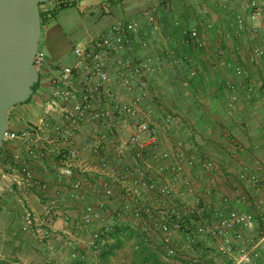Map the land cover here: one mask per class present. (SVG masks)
<instances>
[{
    "label": "built area",
    "instance_id": "built-area-1",
    "mask_svg": "<svg viewBox=\"0 0 264 264\" xmlns=\"http://www.w3.org/2000/svg\"><path fill=\"white\" fill-rule=\"evenodd\" d=\"M213 1L225 10L230 0ZM51 3L60 9L72 0ZM246 8L250 22L264 31V0H246ZM43 12L49 16V9ZM159 18L155 6L142 12L149 26L158 25ZM234 24L237 34L246 28L242 18H235ZM137 29L138 23L118 19L73 47L72 66L54 68L41 114L24 128L8 126L4 133L0 195L17 188L21 232L33 234L50 253L67 250L71 259L79 256L77 234H83L87 248L97 254L110 234L125 224L144 246L158 250L170 263L208 264L199 252L204 248L211 249L220 264L264 263V200L260 198L264 196V161L255 157L236 171H224L221 163L235 164L242 150L230 132H223L225 160L220 162L197 143L198 133L187 113L160 108L161 115L154 118L152 109L144 107L152 100L145 83L150 60L120 58L132 53ZM183 34L186 46L198 43L196 28ZM219 36L229 35L221 30ZM223 54L220 50L218 55ZM261 54L259 47L253 48L255 60ZM34 65L38 72L42 70L43 54L37 53ZM233 72L241 77L244 68L236 64ZM196 75L195 70L188 73L190 78ZM240 89L264 105V78L242 88L227 83L225 113L229 117L237 112ZM18 119L23 120L21 115ZM175 122L186 126L187 135L170 142L165 130ZM16 144L24 149V157L15 153ZM262 147L264 137L250 150L258 152ZM32 160L53 162L55 182H69L65 195L50 190L48 181L32 169ZM30 190L40 195L44 214L24 204ZM87 190L94 201L83 204L76 233L70 221L63 220L65 240L55 244L51 214L67 207L68 200L85 201ZM4 260L0 253V262ZM51 263L50 259L44 262Z\"/></svg>",
    "mask_w": 264,
    "mask_h": 264
},
{
    "label": "crops",
    "instance_id": "crops-1",
    "mask_svg": "<svg viewBox=\"0 0 264 264\" xmlns=\"http://www.w3.org/2000/svg\"><path fill=\"white\" fill-rule=\"evenodd\" d=\"M46 5L45 10L49 9V13L53 14L42 24L38 52L44 56V65L39 72V82L33 96L21 106L22 108L9 111L8 126L14 129L24 128L28 122L26 118L33 120L41 114L42 97L48 93L49 77L54 68L73 65L75 59L72 49L83 44L85 36L91 34L87 26H97L98 15L107 19L101 22L100 31L96 34L102 33L118 19L123 18L138 23V29L134 36L132 53L121 55L120 58L150 60L145 83L148 84V95L152 96V100L144 107L152 109L154 118L161 115L160 108H175L187 113L198 133L197 143L219 158L220 162L225 160V152L222 149L223 132H230L237 138L242 150L235 164L226 166L221 163L224 171H236L244 164H250L255 157L264 161V147L258 152L250 150L252 144L260 142L264 137V105L257 96L247 97L243 89H240L236 114L229 117L225 113L227 83L240 85L242 88V85L264 78V35L256 34L264 31L257 28V24L250 22L246 0H230L225 10L217 7L213 0L200 3H197V0H72L65 9L74 8L76 15L66 14L61 17L71 25L63 39L55 35L51 21L64 9H54L52 3ZM154 6L159 9V24L149 26L142 20V12ZM43 13L44 17L48 16ZM237 17L244 20L246 27L239 34L236 33L234 24ZM208 24L211 27L208 28ZM190 28L198 30V43L186 46L183 33ZM221 30L229 36L220 38ZM141 42H145L147 46L142 48ZM254 47H259L262 51L258 60L253 57ZM220 50L224 51L221 57L218 55ZM236 64L244 68V75L241 77H237L233 72ZM190 70L197 72L195 78L188 76ZM155 100L157 101L154 102ZM20 115L22 121H18ZM186 130L183 123L175 122L173 126L166 128L165 136L170 142L181 137L186 138ZM13 147L15 153L24 157V149L20 144ZM30 163L36 174L48 181L51 191L66 194L69 182L66 180L61 185L55 182L56 168L52 161L32 160ZM19 193L14 187L12 192L4 191L0 195V253L5 257L0 264H44L47 259L52 261L51 264L130 263L131 257L120 255L121 251L129 248L118 247L113 238L117 232L129 230L125 224H121L110 234L97 254L87 248L86 238L81 233L77 234V258L71 259L67 250L50 253L47 245L39 243L33 234L21 232L18 217ZM85 196V201L68 200L67 207H59L51 214L55 244L65 240L62 231L63 220H69L71 231L76 233L83 204L94 201L89 190L85 192ZM260 198L264 200V196ZM24 204L37 214L45 212L44 203L35 190L25 193ZM106 217L102 215V218ZM109 250H113L111 255L104 259ZM207 262L209 264V260ZM167 263L175 264L168 261Z\"/></svg>",
    "mask_w": 264,
    "mask_h": 264
},
{
    "label": "water",
    "instance_id": "water-1",
    "mask_svg": "<svg viewBox=\"0 0 264 264\" xmlns=\"http://www.w3.org/2000/svg\"><path fill=\"white\" fill-rule=\"evenodd\" d=\"M50 0H0V154L8 113L34 94L41 38L40 5Z\"/></svg>",
    "mask_w": 264,
    "mask_h": 264
},
{
    "label": "trees",
    "instance_id": "trees-1",
    "mask_svg": "<svg viewBox=\"0 0 264 264\" xmlns=\"http://www.w3.org/2000/svg\"><path fill=\"white\" fill-rule=\"evenodd\" d=\"M39 11L42 26L44 20L52 17L53 13L50 12L49 16L44 17L43 11L41 9ZM37 85L38 84H35L34 91ZM113 238H115L116 244L119 245L118 247L127 246L129 248V257H131L129 264H168L163 261L158 250L144 246L139 238V235L134 231L126 230L122 233L117 232L113 235ZM112 251L113 250H109V253H106L104 259H107V257L111 255Z\"/></svg>",
    "mask_w": 264,
    "mask_h": 264
},
{
    "label": "rangeland",
    "instance_id": "rangeland-1",
    "mask_svg": "<svg viewBox=\"0 0 264 264\" xmlns=\"http://www.w3.org/2000/svg\"><path fill=\"white\" fill-rule=\"evenodd\" d=\"M52 1L53 0H50L49 2L40 5V9L42 11L45 10L46 9V6H47L46 4L51 3ZM75 12H76V10L74 8H72V7H69L67 9L62 10V11H59V13L56 16V18L51 21V24L53 25L52 26V28H53L52 30L55 33V35H57L58 37H60L62 39L64 38L63 35L64 34L66 35V33L70 29L71 25H69L68 23H66L61 17L63 15H66V14H69V15L75 14L76 15ZM106 19L107 18L105 16L98 15V17H97V20H98L97 26H91V25H88L87 26V28L90 30L89 32L92 35L98 33L100 31V28H101V22H104ZM257 30H259V29H257ZM256 34H258L260 36V34L264 35V32H262V33L258 32ZM21 106L22 105H18V106L14 107V108L20 109V108H22ZM24 117H26V116H24ZM26 119L28 121L29 120H32L30 117H28ZM210 251H212V250L209 249V248H207L206 250H199V252H201L202 255L209 260V264H220L219 259L212 252H210ZM120 255L121 256L122 255H124V256L126 255L125 257L129 256V250L127 249L125 251H121L120 252ZM163 261L167 263V261L165 259H163Z\"/></svg>",
    "mask_w": 264,
    "mask_h": 264
}]
</instances>
